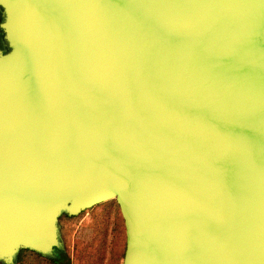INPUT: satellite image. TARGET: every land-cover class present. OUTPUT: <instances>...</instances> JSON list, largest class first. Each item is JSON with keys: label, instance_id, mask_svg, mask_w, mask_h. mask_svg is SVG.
<instances>
[{"label": "water", "instance_id": "water-1", "mask_svg": "<svg viewBox=\"0 0 264 264\" xmlns=\"http://www.w3.org/2000/svg\"><path fill=\"white\" fill-rule=\"evenodd\" d=\"M0 263L53 259L113 200L122 264H264V0H0Z\"/></svg>", "mask_w": 264, "mask_h": 264}, {"label": "rangeland", "instance_id": "rangeland-1", "mask_svg": "<svg viewBox=\"0 0 264 264\" xmlns=\"http://www.w3.org/2000/svg\"><path fill=\"white\" fill-rule=\"evenodd\" d=\"M104 206L93 207L77 216L63 215L59 218L63 243L61 254L71 264H122L125 235L123 225L117 220L119 210H116L114 202ZM16 264L51 263L45 257L24 251Z\"/></svg>", "mask_w": 264, "mask_h": 264}, {"label": "trees", "instance_id": "trees-1", "mask_svg": "<svg viewBox=\"0 0 264 264\" xmlns=\"http://www.w3.org/2000/svg\"><path fill=\"white\" fill-rule=\"evenodd\" d=\"M111 202H114L113 200H110V201H106V202H104V203H101V204H99V205H105V206H108L109 204H111ZM114 204H115V207H116V210H117V208H118V206L116 205V203L114 202ZM99 205H97V206H99ZM104 206V207H105ZM96 207V206H95ZM103 207V206H102ZM107 213V212H106ZM117 220L119 221V223H120V225L122 226L123 225V221H122V218H121V216H120V213H118V216H117ZM120 226V227H121ZM121 229H123L122 227H121ZM22 252H24V251H21L20 253H19V255H18V262L20 261V257H21V254H22ZM48 259V258H47ZM49 260V262L51 263V264H71V262L68 260V259H66L62 254H60L58 257H56V258H53V259H48Z\"/></svg>", "mask_w": 264, "mask_h": 264}]
</instances>
